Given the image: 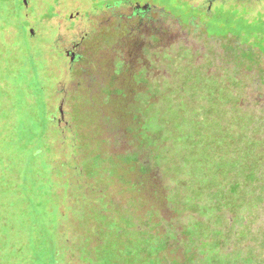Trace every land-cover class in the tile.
<instances>
[{
    "label": "rangeland",
    "instance_id": "rangeland-1",
    "mask_svg": "<svg viewBox=\"0 0 264 264\" xmlns=\"http://www.w3.org/2000/svg\"><path fill=\"white\" fill-rule=\"evenodd\" d=\"M258 99L264 0H0V264H264Z\"/></svg>",
    "mask_w": 264,
    "mask_h": 264
},
{
    "label": "flooded vegetation",
    "instance_id": "flooded-vegetation-1",
    "mask_svg": "<svg viewBox=\"0 0 264 264\" xmlns=\"http://www.w3.org/2000/svg\"><path fill=\"white\" fill-rule=\"evenodd\" d=\"M130 4L131 8L129 9V12L123 15L125 19L124 24L128 28L129 36L133 37L137 33V29H139L141 34L148 38V40L145 41V45L149 50L153 48V45H159L163 32V17L159 16L158 8L147 2L140 3L136 1L135 3ZM111 16L116 17L115 11ZM136 23L138 25H136ZM152 38H154V41L151 40ZM84 39L85 37H82L81 40L74 41L71 46L65 50L66 55L70 57L71 72H74V66L78 63H82L81 61L84 59V54L81 51ZM60 111L61 116L63 117L64 112L62 111L61 106Z\"/></svg>",
    "mask_w": 264,
    "mask_h": 264
},
{
    "label": "trees",
    "instance_id": "trees-1",
    "mask_svg": "<svg viewBox=\"0 0 264 264\" xmlns=\"http://www.w3.org/2000/svg\"><path fill=\"white\" fill-rule=\"evenodd\" d=\"M259 85H261V84H259V82H257V86H259ZM258 105H264L263 103H264V99L263 100H260V99H258ZM260 102H262V103H260Z\"/></svg>",
    "mask_w": 264,
    "mask_h": 264
},
{
    "label": "water",
    "instance_id": "water-1",
    "mask_svg": "<svg viewBox=\"0 0 264 264\" xmlns=\"http://www.w3.org/2000/svg\"><path fill=\"white\" fill-rule=\"evenodd\" d=\"M145 6H147V5H145Z\"/></svg>",
    "mask_w": 264,
    "mask_h": 264
}]
</instances>
